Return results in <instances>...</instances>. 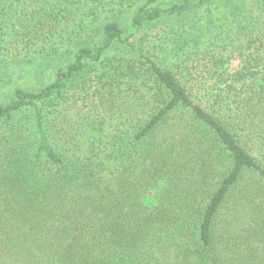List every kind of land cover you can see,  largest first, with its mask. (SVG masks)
Instances as JSON below:
<instances>
[{"label":"trees","instance_id":"1","mask_svg":"<svg viewBox=\"0 0 264 264\" xmlns=\"http://www.w3.org/2000/svg\"><path fill=\"white\" fill-rule=\"evenodd\" d=\"M116 1L67 6L52 82L0 105V264H264V0H227L237 70L200 40L163 67L106 17ZM162 1L139 0L133 35L215 3ZM92 73L104 112L68 117Z\"/></svg>","mask_w":264,"mask_h":264},{"label":"rangeland","instance_id":"2","mask_svg":"<svg viewBox=\"0 0 264 264\" xmlns=\"http://www.w3.org/2000/svg\"><path fill=\"white\" fill-rule=\"evenodd\" d=\"M18 1L5 0L8 5L6 9L8 14L0 22V105L8 104L13 99L16 89L37 92L52 82L54 63L48 56L51 53L50 44L56 43L59 36L71 30L67 17L72 9L66 10V8L75 0ZM170 1L163 0L162 3L166 5ZM140 2L139 0L116 1L111 7L106 5L101 8L109 10L105 14L106 17L118 21L124 29L128 30L124 37H130V42L136 51L142 49L154 55L163 67L170 69L179 62V57L187 56L188 53L183 55L184 50L186 51L189 44L193 45L196 40H200L199 48L207 55L217 52L218 43L221 45L223 42L227 52L234 51L235 59L231 62V69L237 70L242 57L240 51L230 44L232 35L226 30L228 29L226 25L230 26L226 9L227 0H215L214 5L189 15L182 22L168 20L157 28L144 29L133 35L129 20ZM9 4H12L14 9H11L12 5ZM90 6L91 4L85 11ZM50 12L59 15L58 20L55 21L54 17L50 18ZM38 21L40 24L36 25ZM61 51L67 50L61 49ZM111 56L132 58L123 48H117ZM98 76V73H92L86 78L87 83L84 85L89 84L86 89L79 88L83 81L74 86L72 102H75L77 106L70 110L68 117L75 118L80 112L82 115L86 113L87 116H93L91 113L96 111L104 112L101 95L105 91L102 90L101 84L97 85L100 80L96 79ZM92 81H94V88L98 89L99 98L93 99L90 95L87 101H84V98L93 92V89L89 87ZM92 103L94 105L89 107ZM24 115L22 114L19 120ZM18 123L23 124V121Z\"/></svg>","mask_w":264,"mask_h":264}]
</instances>
